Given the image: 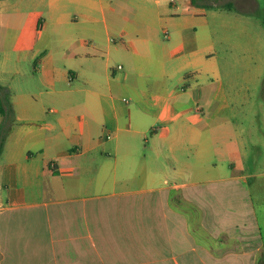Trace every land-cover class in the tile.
I'll use <instances>...</instances> for the list:
<instances>
[{
  "label": "crops",
  "instance_id": "obj_1",
  "mask_svg": "<svg viewBox=\"0 0 264 264\" xmlns=\"http://www.w3.org/2000/svg\"><path fill=\"white\" fill-rule=\"evenodd\" d=\"M199 1L0 0V264H260L257 173L198 83L219 74Z\"/></svg>",
  "mask_w": 264,
  "mask_h": 264
},
{
  "label": "rangeland",
  "instance_id": "obj_2",
  "mask_svg": "<svg viewBox=\"0 0 264 264\" xmlns=\"http://www.w3.org/2000/svg\"><path fill=\"white\" fill-rule=\"evenodd\" d=\"M176 1L185 7L183 0ZM199 2L205 7V12L194 14L197 23L194 28L190 27L189 31L198 44L206 45V52L212 54L211 63L218 69L219 74H208L198 83L220 101L216 121L223 122L225 116L231 117L228 119L234 128L230 132L241 142L244 167L248 173H257L255 177L249 178V189L260 226L263 249L259 256L261 264H264V0ZM181 9L183 10L182 7ZM2 59L6 60V53H2ZM23 63L31 72L34 71L33 60ZM179 65L180 60L176 62V67ZM184 74L177 72L176 78L169 81L170 88L176 86V93L184 89L181 81ZM9 76L13 82L20 80L17 74L14 75L15 78L12 74ZM0 82L2 83L1 80ZM197 103L204 107V110H194ZM192 110V113L214 121L206 104L202 105L198 101L192 105ZM8 130L4 134V142L8 137ZM218 190L221 194L219 185ZM223 190L225 195L231 192L224 186ZM174 196L176 197V194ZM229 246L235 244L230 243Z\"/></svg>",
  "mask_w": 264,
  "mask_h": 264
},
{
  "label": "trees",
  "instance_id": "obj_3",
  "mask_svg": "<svg viewBox=\"0 0 264 264\" xmlns=\"http://www.w3.org/2000/svg\"><path fill=\"white\" fill-rule=\"evenodd\" d=\"M197 1L198 0H193L194 3H196ZM0 112L3 115V120L0 124V152H1L5 140L4 134L6 130L10 129L15 115L14 104L12 100V92L7 86L3 85L1 82H0ZM259 261L261 264V258Z\"/></svg>",
  "mask_w": 264,
  "mask_h": 264
},
{
  "label": "built area",
  "instance_id": "obj_4",
  "mask_svg": "<svg viewBox=\"0 0 264 264\" xmlns=\"http://www.w3.org/2000/svg\"><path fill=\"white\" fill-rule=\"evenodd\" d=\"M121 66V65H120ZM125 100H128L127 98H124Z\"/></svg>",
  "mask_w": 264,
  "mask_h": 264
}]
</instances>
